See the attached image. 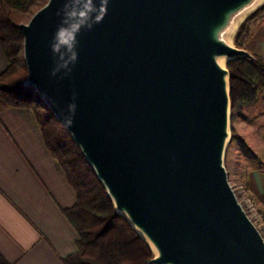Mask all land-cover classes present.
Masks as SVG:
<instances>
[{
	"label": "water",
	"instance_id": "water-1",
	"mask_svg": "<svg viewBox=\"0 0 264 264\" xmlns=\"http://www.w3.org/2000/svg\"><path fill=\"white\" fill-rule=\"evenodd\" d=\"M64 0L18 25L32 86L70 134L115 214L148 246L143 264H264V236L229 181L235 42L264 0H110L51 76ZM62 75V74H61ZM76 94L75 122L60 115ZM49 98L55 99L54 106Z\"/></svg>",
	"mask_w": 264,
	"mask_h": 264
},
{
	"label": "crops",
	"instance_id": "crops-1",
	"mask_svg": "<svg viewBox=\"0 0 264 264\" xmlns=\"http://www.w3.org/2000/svg\"><path fill=\"white\" fill-rule=\"evenodd\" d=\"M244 47L264 59V16L250 24ZM7 59L0 46V73ZM239 139L254 160L237 175L264 215V101L239 111ZM233 126V124H232ZM75 192L44 144L34 112L0 103V251L11 264H64L77 234L62 209Z\"/></svg>",
	"mask_w": 264,
	"mask_h": 264
},
{
	"label": "trees",
	"instance_id": "trees-1",
	"mask_svg": "<svg viewBox=\"0 0 264 264\" xmlns=\"http://www.w3.org/2000/svg\"><path fill=\"white\" fill-rule=\"evenodd\" d=\"M47 0H0V46L7 59L0 73V103L28 107L34 112L44 144L65 172L75 192L74 203L62 212L76 231L75 250L62 258L64 264H143L151 256L146 243L124 218L115 214L101 183L85 161L68 131L32 86L21 81L27 75L23 58V37L18 28ZM264 16V6L240 27L235 42L244 47L250 24ZM236 57L227 66L231 73L230 97L234 112L264 101V59L252 53ZM233 136L239 134L232 126ZM264 220V216H262ZM0 264H11L0 251Z\"/></svg>",
	"mask_w": 264,
	"mask_h": 264
},
{
	"label": "clouds",
	"instance_id": "clouds-1",
	"mask_svg": "<svg viewBox=\"0 0 264 264\" xmlns=\"http://www.w3.org/2000/svg\"><path fill=\"white\" fill-rule=\"evenodd\" d=\"M109 3L110 0H64L63 6L57 10V16L61 19L49 45L54 60L52 77L60 75L63 79L71 75L79 59L78 37L83 31H91L95 25L104 21ZM49 100L54 106L57 104L55 99ZM75 100L76 94L73 93L72 102L60 112L67 127H71L75 122L77 112Z\"/></svg>",
	"mask_w": 264,
	"mask_h": 264
},
{
	"label": "rangeland",
	"instance_id": "rangeland-1",
	"mask_svg": "<svg viewBox=\"0 0 264 264\" xmlns=\"http://www.w3.org/2000/svg\"><path fill=\"white\" fill-rule=\"evenodd\" d=\"M262 87V92L264 93V80L260 82ZM233 128L237 131L239 130V111L234 112V120L232 122ZM239 134V133H238ZM242 141L239 139L238 136H233L232 140L228 147L227 157H226V165L228 169V177L229 181L232 184L238 199L242 203L244 209L247 211L249 217L252 221L256 224V226L261 231L262 235L264 236V220L260 212L254 206L253 201L247 195L246 191L244 190L243 186L240 185L238 180V171L242 167L249 168L251 163L249 161L254 160V157L251 156L249 150H243Z\"/></svg>",
	"mask_w": 264,
	"mask_h": 264
}]
</instances>
